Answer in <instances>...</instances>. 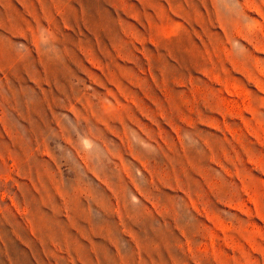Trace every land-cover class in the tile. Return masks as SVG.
I'll return each mask as SVG.
<instances>
[{
    "label": "rangeland",
    "instance_id": "obj_1",
    "mask_svg": "<svg viewBox=\"0 0 264 264\" xmlns=\"http://www.w3.org/2000/svg\"><path fill=\"white\" fill-rule=\"evenodd\" d=\"M0 264H264V0H0Z\"/></svg>",
    "mask_w": 264,
    "mask_h": 264
}]
</instances>
